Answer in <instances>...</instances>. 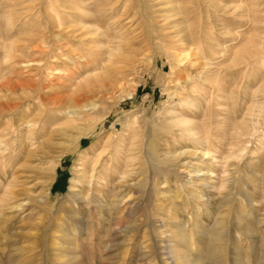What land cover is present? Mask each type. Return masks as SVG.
<instances>
[{
	"label": "rangeland",
	"instance_id": "obj_1",
	"mask_svg": "<svg viewBox=\"0 0 264 264\" xmlns=\"http://www.w3.org/2000/svg\"><path fill=\"white\" fill-rule=\"evenodd\" d=\"M70 50L105 88L88 122L44 139L51 179L34 160L0 171V200L12 184L30 202L0 203V264H264V0H0V135L30 104L65 124L14 83L44 84ZM36 60L38 77L21 65ZM187 162L209 172L204 201Z\"/></svg>",
	"mask_w": 264,
	"mask_h": 264
},
{
	"label": "bare ground",
	"instance_id": "obj_2",
	"mask_svg": "<svg viewBox=\"0 0 264 264\" xmlns=\"http://www.w3.org/2000/svg\"><path fill=\"white\" fill-rule=\"evenodd\" d=\"M106 33L107 32H105V34ZM103 36H104V33H103ZM108 37H105V38L108 39ZM64 40L65 39L63 38L60 39V41H64ZM47 44L50 45L51 44L50 41H48ZM68 46H69V43L64 46L62 45V48H58V49L63 51ZM76 52L78 51L70 50V55L68 56L65 55L66 53L61 52V57L64 60V62H62L63 67L61 69H56L54 65L50 64L49 73L47 74V77L45 78L46 82L44 84H41L43 80L42 78H41L42 80L39 78V80H41L40 82H38L39 80H33V81L29 80L26 83L24 82L14 83L16 87L20 86L24 88V87L30 86L29 89L30 88L34 89L35 90L34 92L38 90L40 93H42V96L40 95L38 97H35V99L39 103L37 104L38 107H41L42 105H44V103H46V105H52V106L57 107L58 111L66 114L65 117L63 118V120L66 122L62 126H57L56 123H54L53 125L51 124L49 115L45 114L43 116V114H40V115L37 114L34 117H32L33 114H29V115L27 114L29 111V107L32 104L28 105V109L25 110V114H22V117L18 123V127L11 128L7 132H5L4 135H0V171H5L6 176L9 171L14 172L15 170L16 172V170L21 167L25 168L24 164L26 163H23V162L28 163L30 160H34L38 164V168H39L38 173L40 175L39 178L51 179L53 172L55 171V168L52 169V172H51V170L48 171V169L43 167L45 166V164L49 162L48 156H47L48 150L47 148L43 147L44 143H46L49 140V137H51L55 133L62 134L65 129H70V130L76 129L77 130L79 123H85L89 121L88 120L89 115H87L86 113L94 111L96 108V105L94 103L86 102V97L91 94H96V92H98L99 90L101 91L104 90L105 85L103 86L101 84L102 85L101 87L96 88L98 87L99 82H101L100 81L101 78L98 75L92 74V72L89 71V68L91 67L92 63L98 66L99 61L95 62V58L93 54L91 53V51L90 52L79 51L77 55H74ZM69 56H72L74 58H70ZM54 57L56 58L57 61L62 60V59H59V57H57L56 55ZM70 64H71L72 70H69ZM21 65L23 68H32L33 76L35 75V73H36L35 76L37 77L40 75V73H37L39 71V65H38L37 60L34 62L32 61L22 62ZM101 65L103 64H100V66ZM54 71L56 72L52 73ZM120 74L121 72L118 73V75ZM36 84H40V85L36 87ZM117 84L118 83L113 82V87ZM68 87H72L73 89H72V94L70 96L66 95L67 96L66 97L60 91H61V88L66 90L68 89ZM20 106H21V103H17L15 106H8L7 108H8V111L9 110L14 111ZM183 124L188 125L189 127L188 129H185L184 132L186 133V136H188L190 140L195 141L196 143L202 142V144L209 140L210 137L207 136L205 133L203 134L200 131V129L196 127L195 123H192L190 121H184ZM82 135L84 137L88 136L87 134L86 135L82 134ZM46 138H47V141L44 140ZM79 142H80V139L78 140L77 144H79ZM39 150H41L40 153L42 155H40V153L38 152ZM151 152H153L154 154L153 150ZM195 156L199 160L198 163H200V162H204L203 160L207 159L208 155L207 153H204L201 155L196 154ZM182 166L187 168V176H186L188 179L187 184L190 185L189 186L190 189H188V187L186 188L184 187L186 191L185 193L191 192L192 195H194V197L197 200L204 201L205 197L207 196L204 193L203 189L199 187L198 188L194 187V183H195L194 180L202 179L203 182H205L206 179L208 178L209 172H206L205 170H202L199 167L194 166L192 162L184 163V165ZM17 187H18L17 185H12V184L7 186L5 194L2 196L0 203L3 204V206H7V205L12 206V210L22 212L26 209L27 205H29L30 202L27 200L18 199V198H21L22 194L18 191L19 189ZM123 199L124 198H122V200ZM36 202L41 205L44 204L43 199H37ZM180 233H181V237L180 239H178L179 242H182L187 247L188 246L193 247L192 241L190 238L191 236H188L189 234L187 235V233L186 234H182V232Z\"/></svg>",
	"mask_w": 264,
	"mask_h": 264
}]
</instances>
